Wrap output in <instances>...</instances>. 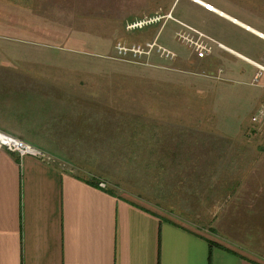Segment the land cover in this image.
Listing matches in <instances>:
<instances>
[{
	"label": "rangeland",
	"instance_id": "1",
	"mask_svg": "<svg viewBox=\"0 0 264 264\" xmlns=\"http://www.w3.org/2000/svg\"><path fill=\"white\" fill-rule=\"evenodd\" d=\"M202 1L226 16L190 0L61 3L73 33L50 46L1 33L0 53L77 75L88 106L53 147L64 169L264 262V40L232 22L264 33V0Z\"/></svg>",
	"mask_w": 264,
	"mask_h": 264
},
{
	"label": "crops",
	"instance_id": "2",
	"mask_svg": "<svg viewBox=\"0 0 264 264\" xmlns=\"http://www.w3.org/2000/svg\"><path fill=\"white\" fill-rule=\"evenodd\" d=\"M79 1L86 0H0V34L21 36L13 40L18 43L53 45L40 39L74 32L63 24L61 3ZM52 69L41 59L0 53V131L52 158L0 150V264H264L64 169L59 162L70 161L53 147L77 137L79 112L87 113L81 98L87 104L88 97L79 95L77 75Z\"/></svg>",
	"mask_w": 264,
	"mask_h": 264
},
{
	"label": "built area",
	"instance_id": "3",
	"mask_svg": "<svg viewBox=\"0 0 264 264\" xmlns=\"http://www.w3.org/2000/svg\"><path fill=\"white\" fill-rule=\"evenodd\" d=\"M159 19L160 18L135 22L129 28L130 29H137V28L143 29L144 27L154 24ZM198 52H199V56L201 58H204L206 55H208L210 51L207 48H199ZM252 122L255 124L260 123V125H264V104L259 109L258 113L252 118ZM0 150L15 154L20 158L33 157V158L43 160L46 162H49L52 160V158L49 157L46 153H44L43 151L39 150L38 148L32 145H29L24 140L14 137L12 135H9L7 133L1 132V131H0ZM99 186L101 188L106 187L104 183H100Z\"/></svg>",
	"mask_w": 264,
	"mask_h": 264
},
{
	"label": "bare ground",
	"instance_id": "4",
	"mask_svg": "<svg viewBox=\"0 0 264 264\" xmlns=\"http://www.w3.org/2000/svg\"><path fill=\"white\" fill-rule=\"evenodd\" d=\"M191 1H193V2H195V3H197L198 2V4H201L208 12H212V13H218V14H220V16L222 15L223 17H225L226 15L225 14H223V13H221L220 11L218 12L216 9L214 10V8H213V6L212 5H208V4H205V3H202L201 1H199V0H191ZM216 11V12H215ZM233 20V19H232ZM231 20V21H232ZM232 22H234V23H236V24H238V25H241L239 22H235V20L234 21H232ZM242 27H245V28H248L247 26H243V25H241ZM250 31H253L251 28H248ZM256 35L257 36H259V37H261L262 39H264V35H261V34H259V33H257L256 32ZM241 57V56H240ZM258 66V65H257ZM258 67H260V66H258Z\"/></svg>",
	"mask_w": 264,
	"mask_h": 264
},
{
	"label": "trees",
	"instance_id": "5",
	"mask_svg": "<svg viewBox=\"0 0 264 264\" xmlns=\"http://www.w3.org/2000/svg\"><path fill=\"white\" fill-rule=\"evenodd\" d=\"M263 103H264V102H263ZM250 120H251V118H250ZM99 183H102V182H100L98 179H93V180H92V184H94V185H96V186H98ZM108 192L111 193V194L114 193L113 190H111V189H108ZM211 245L214 246V244H211Z\"/></svg>",
	"mask_w": 264,
	"mask_h": 264
}]
</instances>
